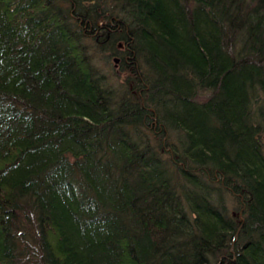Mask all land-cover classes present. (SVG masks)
<instances>
[{"label": "trees", "instance_id": "1", "mask_svg": "<svg viewBox=\"0 0 264 264\" xmlns=\"http://www.w3.org/2000/svg\"><path fill=\"white\" fill-rule=\"evenodd\" d=\"M0 264H264V0H0Z\"/></svg>", "mask_w": 264, "mask_h": 264}, {"label": "rangeland", "instance_id": "2", "mask_svg": "<svg viewBox=\"0 0 264 264\" xmlns=\"http://www.w3.org/2000/svg\"><path fill=\"white\" fill-rule=\"evenodd\" d=\"M104 54L105 53L98 52V54H96V60L101 65L103 71L105 70L109 75H116L115 78L111 79V84L119 85L122 80H124L125 76L123 73H119L115 70L116 63L113 59L107 57L108 62L106 61V56Z\"/></svg>", "mask_w": 264, "mask_h": 264}, {"label": "water", "instance_id": "3", "mask_svg": "<svg viewBox=\"0 0 264 264\" xmlns=\"http://www.w3.org/2000/svg\"><path fill=\"white\" fill-rule=\"evenodd\" d=\"M115 61H116V63H118V61H119V58H116V60H115Z\"/></svg>", "mask_w": 264, "mask_h": 264}, {"label": "flooded vegetation", "instance_id": "4", "mask_svg": "<svg viewBox=\"0 0 264 264\" xmlns=\"http://www.w3.org/2000/svg\"><path fill=\"white\" fill-rule=\"evenodd\" d=\"M116 60V59H115ZM119 62V61H118Z\"/></svg>", "mask_w": 264, "mask_h": 264}]
</instances>
